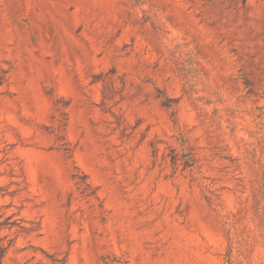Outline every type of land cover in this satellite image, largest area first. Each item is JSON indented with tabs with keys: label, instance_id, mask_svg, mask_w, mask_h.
Here are the masks:
<instances>
[{
	"label": "rangeland",
	"instance_id": "rangeland-1",
	"mask_svg": "<svg viewBox=\"0 0 264 264\" xmlns=\"http://www.w3.org/2000/svg\"><path fill=\"white\" fill-rule=\"evenodd\" d=\"M0 264H264V0H0Z\"/></svg>",
	"mask_w": 264,
	"mask_h": 264
}]
</instances>
